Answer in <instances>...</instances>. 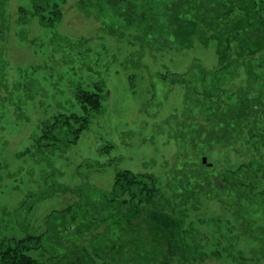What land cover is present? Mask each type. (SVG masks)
I'll return each mask as SVG.
<instances>
[{
	"label": "rangeland",
	"instance_id": "obj_1",
	"mask_svg": "<svg viewBox=\"0 0 264 264\" xmlns=\"http://www.w3.org/2000/svg\"><path fill=\"white\" fill-rule=\"evenodd\" d=\"M116 1L52 0L63 17L50 26L32 0H0V264L22 238L43 264H264V117L230 142L205 134L207 115L249 111L223 99L246 72H216L199 41L153 42L139 15L159 0ZM80 89L102 108L86 109ZM124 169L158 180L133 222L114 186Z\"/></svg>",
	"mask_w": 264,
	"mask_h": 264
},
{
	"label": "trees",
	"instance_id": "obj_2",
	"mask_svg": "<svg viewBox=\"0 0 264 264\" xmlns=\"http://www.w3.org/2000/svg\"><path fill=\"white\" fill-rule=\"evenodd\" d=\"M139 1L143 5H149L151 2V0ZM118 2L127 5L128 0H117L115 4ZM159 2V10L155 8L156 4L154 2L152 10H142L141 15H139L140 26L146 27L145 24H148L146 30L153 42L164 41L158 46L183 50L187 47L192 48L194 43L199 41L204 45H208V47L210 45L214 48L218 57L216 72L230 71L238 72L240 75H242L241 71L246 72L247 78L244 79L246 84L238 87H243L242 89L233 92L235 98H231V94L223 92V99H226L225 102L229 105L232 104V111L239 109L240 106L243 109H249V111L236 114L235 116L239 118V121L233 119V115V117L207 115V118L211 121L210 128L206 129L205 132L206 137L209 139L208 142H226L227 140L230 142L237 133L238 128H243L245 125V127H249L251 122L256 123L257 119L264 117V107L261 108L257 104L260 98H264L262 94L264 91L262 89L258 90L253 84L258 82V73L264 70V0H159ZM32 7L35 14L43 18L45 23L50 26L63 17L61 7L57 3H53L52 0H32ZM150 20L153 22H150ZM160 23L165 24L161 25ZM173 25L176 26V29L171 30ZM244 81L243 83H245ZM194 91L197 92L195 89ZM77 97L86 109L99 110L102 108L104 96L98 92L92 93L80 89L77 92ZM194 98L198 100L196 96ZM88 119L87 114L85 116H73V121L81 124L76 129H79L78 131L83 130V127L88 123ZM231 122L237 123L235 127L233 126L234 128L231 126ZM199 173L204 175L203 172ZM202 175L199 178L205 179ZM157 182V177L153 174L136 173L131 169L118 172L114 186L117 191L122 192L121 196H118V199L121 200L119 201L131 207L128 208L130 212L126 215L128 221L133 222L137 219L140 213L138 206L150 205L157 201L159 194ZM132 209H138V211L135 213ZM168 221L166 219L164 222ZM137 226L139 225H133L134 228ZM139 229H141V226ZM186 231L183 226L179 228L178 233H182L183 238V233ZM172 234L175 233L172 232ZM31 239L33 240L35 237L30 236L28 241ZM139 240L144 243L147 239L140 237ZM26 241L22 238L20 240L16 239L14 244L10 242H6L7 245L4 244L7 246L3 250L6 264H43L38 258L30 254L29 244L27 245ZM145 244L148 247L149 245L152 246L154 251L158 246L161 249L163 248V245H156L155 242L150 243L147 241ZM172 244H176V242L169 241V248L172 247ZM155 253H157V256L155 254V260L157 261L160 256L158 252ZM173 253V255L177 254V250ZM192 253L194 255L197 252L192 251ZM161 255H164L163 250H161ZM169 260L172 259H166L161 264H165V262L167 264Z\"/></svg>",
	"mask_w": 264,
	"mask_h": 264
}]
</instances>
